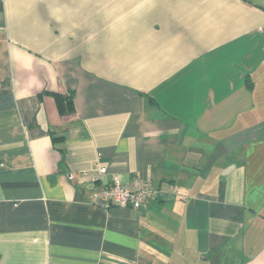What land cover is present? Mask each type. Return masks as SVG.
<instances>
[{
  "label": "crops",
  "instance_id": "crops-1",
  "mask_svg": "<svg viewBox=\"0 0 264 264\" xmlns=\"http://www.w3.org/2000/svg\"><path fill=\"white\" fill-rule=\"evenodd\" d=\"M166 262L264 264V0H0V264Z\"/></svg>",
  "mask_w": 264,
  "mask_h": 264
},
{
  "label": "built area",
  "instance_id": "built-area-1",
  "mask_svg": "<svg viewBox=\"0 0 264 264\" xmlns=\"http://www.w3.org/2000/svg\"><path fill=\"white\" fill-rule=\"evenodd\" d=\"M107 167L96 165L90 171L81 173L84 182L95 186L107 174ZM157 190L152 184L138 180L135 182L121 183L115 180L105 184L102 189L94 193L93 201L102 202L106 207H128L135 211H143L149 200L156 196Z\"/></svg>",
  "mask_w": 264,
  "mask_h": 264
},
{
  "label": "trees",
  "instance_id": "trees-1",
  "mask_svg": "<svg viewBox=\"0 0 264 264\" xmlns=\"http://www.w3.org/2000/svg\"><path fill=\"white\" fill-rule=\"evenodd\" d=\"M52 95L56 101L57 109L61 116L73 114L74 112L73 93H69L67 95L55 93Z\"/></svg>",
  "mask_w": 264,
  "mask_h": 264
},
{
  "label": "rangeland",
  "instance_id": "rangeland-1",
  "mask_svg": "<svg viewBox=\"0 0 264 264\" xmlns=\"http://www.w3.org/2000/svg\"><path fill=\"white\" fill-rule=\"evenodd\" d=\"M166 264H170V262L168 263V262H166Z\"/></svg>",
  "mask_w": 264,
  "mask_h": 264
}]
</instances>
